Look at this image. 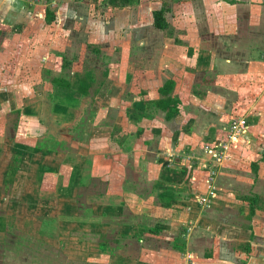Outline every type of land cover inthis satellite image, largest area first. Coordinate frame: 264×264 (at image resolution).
<instances>
[{
	"label": "crops",
	"instance_id": "1",
	"mask_svg": "<svg viewBox=\"0 0 264 264\" xmlns=\"http://www.w3.org/2000/svg\"><path fill=\"white\" fill-rule=\"evenodd\" d=\"M104 1L27 0L28 8L16 6V13L9 8L7 15L0 13V18L21 17L22 21H28L10 26V30L19 31L21 35L25 29L35 31L33 36L37 38L34 45L41 42L44 26L48 29L46 45L53 50L39 59H46L42 61L47 65L45 71L29 72L26 68L28 62L22 65V52H18L19 59L12 67L4 66V71L0 70V202L7 200L4 190L8 187V192L19 191L17 199L10 201L11 205L21 206L28 202L32 208L37 207L41 199L44 207H54L48 210L52 213L35 216L32 233L48 245L64 249L65 254L73 250L72 239L81 241L85 251L80 257L88 264L94 261L98 264H155L161 253L162 264H182L184 250L195 251L197 255L204 252V260H199L201 264H226L229 262L226 258H232L233 264H264V250H257L264 247V224H255L253 216L248 218L249 222L245 220L251 214L250 207L241 210L242 222L248 224H239L238 227L229 225L232 224L230 221L222 222L217 212L219 216H214L216 222H212L217 227L212 232L201 228L206 217L202 215L204 202L199 195L204 194L205 189L212 192L208 180L201 186L203 189L185 182L172 183L175 171L167 163L172 158L177 164L175 148L181 147L182 142L177 133L172 132L168 135L170 144L161 149L158 146L162 140L159 135L160 128L175 130L181 122L177 118L184 115L181 113L182 105L178 113L166 120L161 111L144 108L145 99L157 98L153 96L155 91L144 88L124 96L121 95L119 82L108 77L97 86L92 83L87 94H81L76 91L81 71H71L69 67L62 70L60 67L62 53L56 46L60 42L57 39L59 31L65 33L66 29L73 27L74 39L94 41L95 38H102L103 29L97 26L104 19L97 16L92 20L91 17L95 10H109H105L107 2ZM233 1L222 0L221 3L224 2L226 7L258 6L252 3L254 0ZM131 2L134 1L127 0L125 5L129 6ZM155 2L136 1L131 11L133 16L127 15V20H123L125 14L121 7H110L113 9L110 13L117 15L114 29L125 28L124 31L131 34V41H134L130 46L141 48L156 42L153 31L160 29L153 25L152 12L160 6L154 7ZM151 4L152 9H149ZM185 7L178 9V15L184 19L195 10L192 6ZM37 9H44V14L35 12ZM47 12L52 17L49 21ZM140 15L146 16L145 21ZM32 19L33 25L30 24ZM172 25L177 29L176 23ZM206 26V31L218 35L214 24ZM0 29L8 31L7 28ZM4 32L1 35H5ZM7 37L10 38L9 33ZM8 38L0 40L3 51L10 46ZM24 43L28 44L26 40ZM13 45L22 48V41L16 40ZM172 48L163 52L164 61L171 58L167 51L174 52ZM65 69L69 71L71 89L55 87L48 79L49 76L59 77ZM160 74L156 73L152 81L155 82ZM167 80H173L175 85V80L169 75L163 82L157 83L156 88ZM174 94L180 98L176 92ZM120 97L123 99L120 100ZM103 110L122 113L118 112L110 122H107L109 119L100 121ZM12 114L14 116L10 120L8 117ZM14 155L19 157L18 166L12 183L5 185V175ZM99 160L102 163L109 161L113 169L104 165L96 168L95 162ZM23 177H29V181L22 184ZM101 179L105 181L103 186L99 183ZM212 190L217 191V205L225 207L223 211L229 216L234 200H239L232 191L225 197L224 187L216 186ZM176 192L179 195H175ZM192 193H196V209L190 203ZM174 202H182V206L174 209ZM174 213L178 214L177 218ZM180 214L183 215L181 219ZM176 223V227H171ZM1 233L0 241L4 239ZM129 250H133L131 255ZM73 253L79 254L76 251ZM193 264L199 262L194 259Z\"/></svg>",
	"mask_w": 264,
	"mask_h": 264
},
{
	"label": "rangeland",
	"instance_id": "2",
	"mask_svg": "<svg viewBox=\"0 0 264 264\" xmlns=\"http://www.w3.org/2000/svg\"><path fill=\"white\" fill-rule=\"evenodd\" d=\"M0 1H4L0 2L2 15L7 12V8L10 11L14 9L16 13V6L29 7L27 0ZM133 1L129 6L124 4L122 7L121 2L117 6L121 7L120 9L125 14L123 20H127V15L133 16L131 11L136 6V1L147 0ZM221 1L156 0L154 5L149 6V9H152V5L164 7L168 27L164 30L153 31L156 35V42L150 46L141 45V48L130 46L134 40L131 41V34L125 32V28L123 30L114 29L113 24H116L117 15L110 13L113 10L110 7L114 6L107 3L104 8L109 10L106 12L95 10L91 17L93 20L100 16L104 19L103 22L111 20L109 24L101 21L98 24L97 28L103 29L102 38H95L94 41L74 39L72 37L74 31L72 32L73 27H71L69 30L66 29V35L63 31H59L61 33L58 34L57 39L60 42L56 44L61 50L62 55L60 56L70 60L68 67L71 71H81L82 76L91 73L92 83L95 86L107 77L115 80L119 82L121 95L124 96L130 92L143 91L147 88L146 90L150 92L155 91L153 96L160 97V94L156 92V84L163 82L164 78L169 75L173 77L175 80L173 92L181 98V113L184 115L177 118L181 122L175 126V130L160 128L159 138L162 140L158 146L165 149L170 144L168 135L172 132L177 133L181 139V147L176 146L178 149L174 147L178 154H176L177 164L172 158L168 159L167 163V166H173V171H175L171 179L172 183L185 182L195 185L197 189H203L201 186L204 183L207 184L206 180H208L212 192L205 189L202 190L204 194L199 196L204 202L202 215L207 221H202L201 228L211 231L217 227L213 224L216 222L214 216H219L217 212L220 213L221 221L224 223L230 221L231 226L248 224L252 216L255 224H264V0L261 2L254 0L252 3L258 6L249 7L240 5L226 7V4ZM228 2L234 3L233 0H228ZM185 6L195 7V10L184 19L178 15V9ZM43 10L37 9L35 12L44 14ZM140 18L145 21L146 16L140 15ZM26 22L22 21L21 17L18 19L0 18V28L8 29L5 32L0 29V40L8 38L7 33H9L10 38L8 39L11 41L5 51L0 43L1 72L4 71V66L12 67L17 62L18 52H22V65L25 66L28 62L26 68L29 72L34 74L47 69V65L42 63L46 59L43 58L42 61L39 59L42 55H49L53 52L46 45L48 29L43 26V37L37 45L33 44L37 38L33 36L35 31L25 29L21 35L19 31L10 30L12 29L10 26ZM32 22L33 19L30 24ZM173 22L176 23L177 29L172 25ZM209 23L215 25L218 35H212L209 30L206 31V24ZM222 24L227 26L222 29ZM128 26L132 27L130 24ZM2 32L5 35H1ZM36 33L39 32L36 31ZM16 40L22 41V48L13 45ZM25 40L28 44L24 43ZM51 47L56 50L55 45ZM168 48L170 50L172 48L174 52L167 51V55L171 58H166L164 61L163 52L169 50ZM179 56L182 58L180 59ZM67 70L65 69L62 73L69 79ZM22 72H24L23 68ZM159 72L161 74L155 82L152 81ZM48 79L53 78L49 76ZM122 99L123 97H120V100ZM118 112L103 110L100 121L109 119L107 122H110ZM13 116L14 114L8 118L12 120ZM238 120L244 121L245 131L239 130L233 134L230 128L233 122ZM95 163L96 168L104 165L113 169L109 161L102 163L99 160ZM253 164H256V169ZM26 181H29V177L22 178V184ZM99 183L103 186L105 181L101 179ZM216 186L224 187L225 197L232 191L235 198L239 200H234L235 205L231 207L229 216L226 211H223L225 207L218 206L217 191L212 190ZM4 192L7 194V200L0 202V217L3 218L6 229L1 231L4 239L0 241V264H88L80 257L85 251L82 250L81 241L72 239L73 250L65 254L62 251L64 249L54 248L36 238L32 233L34 224H36L35 216L52 213L48 210H53L54 207H44L41 199L37 207L31 208L28 202L22 203L21 206L11 205L10 201L17 199L19 191L8 192V187H6ZM195 194L190 195V203L196 209ZM219 194L221 195V192ZM175 195L179 193L176 192ZM253 199L254 212L246 216L245 220L248 222H242L241 210L244 207H250L249 201ZM180 206L182 202H174L172 208L178 209ZM174 214L177 218L178 214ZM181 218H183L182 214H180ZM176 226L177 223L171 225V227ZM199 227L200 225L196 228ZM259 248L257 250H264V247ZM74 251L79 254L73 253ZM129 251L131 255L133 250ZM203 254L204 252H201L198 256L195 251L192 253V250H184L185 257L182 264H193L194 259L201 264L199 260H204ZM162 256L161 253L160 259L155 264L159 262L162 264ZM225 260L229 261L226 264H233L232 258ZM92 264L98 263L94 261Z\"/></svg>",
	"mask_w": 264,
	"mask_h": 264
},
{
	"label": "trees",
	"instance_id": "3",
	"mask_svg": "<svg viewBox=\"0 0 264 264\" xmlns=\"http://www.w3.org/2000/svg\"><path fill=\"white\" fill-rule=\"evenodd\" d=\"M127 0H106V2L112 6H118L119 3L124 5ZM121 5V6H122ZM166 9L164 7H160L159 9L153 10V25L160 29L164 30L168 27V24L165 19V13ZM46 18L49 21L52 17L50 16V12H47ZM61 60V68L68 67V62L65 57L60 58ZM93 81V76L91 73H86V75L82 76L79 80L78 88L76 89L77 92L81 94H87V89L91 86ZM52 84L55 87H62L64 89H71V84L69 79L61 73L59 77H54L51 79ZM174 81L173 80H167L162 86H160L157 89V92L160 94V97L153 98V99H146V105L145 109H150V107H153L156 110L161 111L164 114V118L166 120L171 119L176 113L180 110V104L181 100L180 98L174 94ZM19 157L14 155L11 159V162L9 164V168L7 170V173L5 175L4 183L5 185L11 184L13 181V178L15 176V172L18 166ZM254 168L256 169V164H253ZM253 201L250 202V213L254 212V205ZM6 224L3 221V218L0 217V231H4L6 228Z\"/></svg>",
	"mask_w": 264,
	"mask_h": 264
},
{
	"label": "built area",
	"instance_id": "4",
	"mask_svg": "<svg viewBox=\"0 0 264 264\" xmlns=\"http://www.w3.org/2000/svg\"><path fill=\"white\" fill-rule=\"evenodd\" d=\"M245 123L243 120H238L236 122H233L232 126H231V131L233 132V134L239 130L241 131H245ZM187 264V263H184Z\"/></svg>",
	"mask_w": 264,
	"mask_h": 264
}]
</instances>
